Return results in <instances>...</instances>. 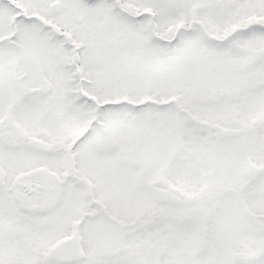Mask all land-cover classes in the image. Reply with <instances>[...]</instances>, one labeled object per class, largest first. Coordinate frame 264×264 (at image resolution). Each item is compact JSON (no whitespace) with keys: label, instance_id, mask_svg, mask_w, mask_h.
<instances>
[{"label":"snow or ice","instance_id":"6c2138e0","mask_svg":"<svg viewBox=\"0 0 264 264\" xmlns=\"http://www.w3.org/2000/svg\"><path fill=\"white\" fill-rule=\"evenodd\" d=\"M0 264H264V0H0Z\"/></svg>","mask_w":264,"mask_h":264}]
</instances>
